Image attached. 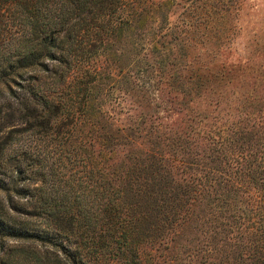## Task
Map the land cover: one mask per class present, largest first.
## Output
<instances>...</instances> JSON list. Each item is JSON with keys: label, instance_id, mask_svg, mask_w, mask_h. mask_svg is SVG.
Segmentation results:
<instances>
[{"label": "trees", "instance_id": "obj_1", "mask_svg": "<svg viewBox=\"0 0 264 264\" xmlns=\"http://www.w3.org/2000/svg\"><path fill=\"white\" fill-rule=\"evenodd\" d=\"M165 4L0 0V264H264V107L188 113Z\"/></svg>", "mask_w": 264, "mask_h": 264}, {"label": "rangeland", "instance_id": "obj_2", "mask_svg": "<svg viewBox=\"0 0 264 264\" xmlns=\"http://www.w3.org/2000/svg\"><path fill=\"white\" fill-rule=\"evenodd\" d=\"M165 1L164 13L169 24L176 30L181 25V30H184L187 23L192 22L186 30L195 36L191 43H184L185 56L181 62L190 63L191 71L199 73L197 81L203 85L198 94L190 93L188 113L207 111L217 114L221 120L230 121L246 110L264 107V0ZM203 21L205 26L201 23ZM257 99L263 102V106L257 104ZM128 102L135 109L139 107L133 95L122 101L124 106ZM152 106H146L145 110L150 111ZM169 106L162 113L166 112L170 117L184 115V111L176 113L178 107L175 103ZM6 112H9V107ZM7 116V123L0 126L2 158L9 155ZM17 137L18 143H26L32 138L29 131L24 130L19 131ZM13 197L17 202L25 199L17 195ZM0 202L5 210L14 212L9 209L6 191L2 189ZM14 241L11 238L5 240L9 244Z\"/></svg>", "mask_w": 264, "mask_h": 264}]
</instances>
